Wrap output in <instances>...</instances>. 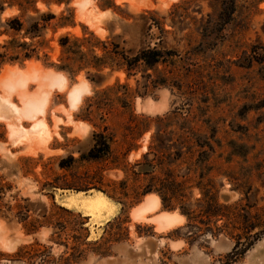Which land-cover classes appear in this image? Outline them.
Segmentation results:
<instances>
[{
    "label": "rangeland",
    "instance_id": "obj_1",
    "mask_svg": "<svg viewBox=\"0 0 264 264\" xmlns=\"http://www.w3.org/2000/svg\"><path fill=\"white\" fill-rule=\"evenodd\" d=\"M222 1L37 4L74 24L48 27L39 59L0 68V97L11 96L0 98V264H264V121L241 112L264 97V61L252 53L264 48V0H234L227 23ZM15 14L7 8L0 20ZM84 32L134 52L157 45L163 58L129 75L114 60L98 84L90 67L56 69L58 37ZM95 133L110 149L92 158ZM171 182L195 211L209 207L197 184L213 186L223 216L206 227L181 214L183 199L166 210L158 193L144 194ZM92 190L117 204L106 221L61 203L64 192ZM167 214L179 220L161 229L155 218Z\"/></svg>",
    "mask_w": 264,
    "mask_h": 264
},
{
    "label": "trees",
    "instance_id": "obj_2",
    "mask_svg": "<svg viewBox=\"0 0 264 264\" xmlns=\"http://www.w3.org/2000/svg\"><path fill=\"white\" fill-rule=\"evenodd\" d=\"M39 2L49 8L52 4L68 5L71 0H0V14L7 8H16L18 10V14L11 15L3 21L0 20V68L7 63L22 64L24 61L32 58L39 59L40 52L44 48H49V41L44 38V31L48 27H62L74 24L72 15L65 14V10H62L59 15L50 10L41 11L37 7ZM223 3L224 5L219 12V19L223 23H227L235 11L234 0H223ZM104 6L112 8L115 7V4L110 2L104 4ZM30 12L34 13L29 14ZM85 33L83 36L63 34L58 37L57 42L60 46V56L59 63L54 65L56 69L76 74L82 69L90 67L94 70L87 71V78L91 82L98 84L104 78L102 70L105 67L112 66L114 60L118 61L114 65L123 68L126 74L129 75L131 72H135L139 66L151 69L163 58L164 50L157 45H147L134 52L120 49L117 43L111 42L108 44L107 42L100 41L93 32H89L88 36H85ZM83 46H86L87 49L84 50ZM97 47L103 52L102 55L96 54L95 49ZM252 53L256 62L263 63L264 48H252ZM42 54L44 57H47L46 52ZM249 110L258 111L259 120L264 121V97L255 102H246L242 105L241 112L247 113ZM109 149V142L106 136L102 133H95L94 143L88 151V156L97 158L107 154ZM178 186L179 184L175 182L164 183L154 190H145L144 194L153 191L158 193L161 198L162 207L166 210H173L175 208L172 204L173 200L179 199L181 201L183 199L182 202H178L181 214L189 222L195 221L206 227H209L211 219L223 216L220 212L223 204L219 203L217 191H214L213 186L207 184L206 188H204L200 184H197V187L202 191V196L206 198L207 204H209V207L199 205L198 208L201 210L197 211H195V207L191 203L185 201V196L177 191ZM201 220L208 222L205 223ZM237 242L239 243V240Z\"/></svg>",
    "mask_w": 264,
    "mask_h": 264
},
{
    "label": "water",
    "instance_id": "obj_3",
    "mask_svg": "<svg viewBox=\"0 0 264 264\" xmlns=\"http://www.w3.org/2000/svg\"><path fill=\"white\" fill-rule=\"evenodd\" d=\"M60 196L63 198L61 202L63 206L88 217L98 214L100 219L106 221L117 211V204L102 191H67Z\"/></svg>",
    "mask_w": 264,
    "mask_h": 264
},
{
    "label": "bare ground",
    "instance_id": "obj_4",
    "mask_svg": "<svg viewBox=\"0 0 264 264\" xmlns=\"http://www.w3.org/2000/svg\"><path fill=\"white\" fill-rule=\"evenodd\" d=\"M29 64H30V63H29ZM33 66H34V65H33ZM9 67H10V66H9ZM28 67H30V66H28ZM35 67H36V65H35ZM11 68H12V67H10V69H11ZM16 69H17V68H16ZM11 70H12V69H11ZM13 70H15V68H14ZM27 70H28V69H27ZM27 70H26V71H27ZM34 70H35V69H34ZM12 72H14V71H12ZM12 72H11V73H12ZM18 72L20 73V70H19ZM23 72H24V71H23V69H22L21 74H22ZM27 72H28V71H27ZM29 72H30V71H29ZM53 72H54V71H53ZM3 73H4V72H3ZM7 73H8V72H7ZM19 73H17V74H19ZM13 74H14V73H13ZM15 74H16V73H15ZM15 74H14V75H15ZM43 74H44V73H43ZM47 74H48V73H47ZM26 75H27V74H24V76H26ZM39 75H40V74H39ZM39 75H37V76H39ZM48 75H50V74H48ZM63 76H64V75H63ZM50 77H52V76H50ZM38 78H39V77H38ZM52 78H53V77H52ZM0 79H1V78H0ZM33 79H34V76H33ZM40 79H41V78H40ZM45 79H46V78H45ZM54 79L56 80V81L54 80V82H57V81H58V82H57L58 85H59V84L62 85V83L64 82V81H63L62 83H60V82H59L60 79H58V77H55ZM57 79H58V80H57ZM62 79H63V78H62ZM19 81H20V80H19ZM37 81H38V80H37ZM46 81H47V80H46ZM50 81L53 82L52 80H50ZM17 82H18V81H17ZM20 82H21V81H20ZM20 82H19V83H20ZM40 82H41V81H40ZM24 83H25V82H24ZM24 83H22V84H24ZM26 84H27V82H26ZM39 84H40V83H39ZM52 84H56V83H52ZM52 84H51L50 86H52ZM18 85H19V84H18ZM24 85H25V84H24ZM21 86H22V85H21ZM20 88H21V87H19V89H20ZM22 88H23V87H22ZM63 88H65V87H63ZM80 88H81V87H80ZM80 88H79V89H80ZM25 90H26V86H25ZM76 90H77V88H76ZM20 91H21V90H20ZM49 91H50V90H49ZM72 91H73V90H72ZM81 91H82V89H81ZM16 92H17V91H16ZM26 92H27V91H26ZM75 92H76V91H75ZM17 93H18V92H17ZM17 93H16V94H17ZM45 93H46V92H45ZM71 93H72V92H71ZM73 93H74V92H73ZM77 94H79V95H75V97L78 96V97L80 98V96H81V95H80V91H78ZM18 95H20V93H18ZM45 95H46V94H45ZM48 95H49V94H48ZM3 96H4V95L1 94V97H0V98H1V99L3 98L5 102H9V103L11 102V96H10V94H9L8 96H5V97H3ZM18 97H19V96H18ZM42 97H44V96H42ZM47 97H48V96H47ZM73 97H74V96H73ZM73 97H72V98H73ZM79 98H78V99H79ZM1 99H0V100H1ZM39 99H40V98H39ZM39 99H37V100H39ZM41 99H42V98H41ZM41 99L39 100V102L42 101ZM44 99H46V98H44ZM73 99H75V98H73ZM80 99H81V98H80ZM47 100H48V99H47ZM45 101H46V100H45ZM28 102H29V101H28ZM46 102H47V101H46ZM76 102H77V101H76ZM76 102H75V104H76ZM30 103H31V102H30ZM35 103H36V102H35ZM41 103L44 104L43 101H42ZM42 104H41V105H42ZM23 105H24V104H23ZM35 105H36V104H34V105H32V106H35ZM37 105H38V104H37ZM24 106H25V108H26L27 105H24ZM71 106H72V105H71ZM28 107H29V106H28ZM28 107H27V108H28ZM35 107H36V106H35ZM37 107L39 108V106H37ZM33 108H34V107H33ZM33 108H32V109H33ZM38 108H37V109L34 108L35 111L38 110ZM40 109H41V108H40ZM42 109H44V108L42 107ZM30 111H32V112H30ZM24 112H25V111H23V113H24ZM26 112H27V111H26ZM28 112H30V114H31V113H33V110H29V109H28ZM39 112H40V111H39ZM30 114H29V115H30ZM156 197H157V196H156ZM158 199H160V198H158ZM150 200H151L150 203H149V204H150V209L153 210V209L157 206V204H158L159 202H158V200H157L156 198H150ZM146 210H147V209H145V208H143V207L140 208V209H138V211H136V213H135V217H136V218H144V213H145ZM173 212H174V211H173ZM173 212H171V213H173ZM163 213H164V212H163ZM169 213H170V212H169ZM93 216H95L96 218H99V217H100L98 214L93 215ZM93 216H92V217H93ZM180 216H181V215H180ZM183 217H184V216H183ZM182 219H183V218H182ZM155 220H156V222H157V226H158L159 228L162 229V228H166L168 225L174 223V221L179 220V217H178V215H175V214H167V215H165V216H159V217L155 218ZM100 221H101V220H100V218H99V222H100Z\"/></svg>",
    "mask_w": 264,
    "mask_h": 264
}]
</instances>
